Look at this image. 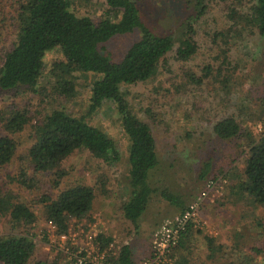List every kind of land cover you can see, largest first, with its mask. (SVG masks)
<instances>
[{
    "label": "rangeland",
    "instance_id": "1",
    "mask_svg": "<svg viewBox=\"0 0 264 264\" xmlns=\"http://www.w3.org/2000/svg\"><path fill=\"white\" fill-rule=\"evenodd\" d=\"M18 1L0 0V44L5 48L10 46L16 34ZM134 1L148 27L157 32L170 30L176 39L181 35V23H184L186 15L193 12L195 3V0ZM247 4L248 0H242L238 7L242 9ZM103 7V0H71L69 6L73 12L87 13L92 19L100 15ZM228 23L222 4L209 1L206 10L192 23V36L196 42L193 54L187 59L176 58L177 41L174 40L149 78L120 85L132 111L148 123L158 158L157 164L148 171V182L154 190L137 218L136 227L123 217L120 209L129 192V142L109 100L90 114H85V120L113 139L119 160L107 164L85 148L78 147L58 163L63 173L58 187L82 182L93 188L88 214L82 218H68L72 243L70 238H59L52 233L41 202L35 201L40 193L53 194L58 188L53 186L56 168L33 174L32 162L26 154L34 139L36 124L53 107H61L72 115L84 114L90 80L100 74L89 70H73L67 74L58 73L59 70L57 74L52 72L53 61L63 58L60 50L53 47L43 54L44 68L33 89L20 86L0 91V112L3 116H7L10 109L23 106L31 114L30 122L15 132L3 129L0 124V132L10 136L15 143L10 160L0 165V188L14 193L17 200L27 205L33 214L32 220L26 223L11 221L7 213L0 214V235L31 237L33 250L27 264H33L38 259L71 264L69 251H75L84 244L86 234L92 230L112 239L105 257L115 254L121 244L127 243L132 264H139L149 255L151 230L165 217L179 212L177 202L163 198L159 190L165 188L187 205L205 181L215 177L224 181L220 180V187L216 184L217 188L201 202L196 213L204 225L192 226L200 232L194 233L188 246L181 251L176 250L175 254L186 255L194 264H217L216 260L206 257L204 234L224 243L227 249L233 241L246 251L251 246H263L264 209L253 202L242 187V172L247 149L244 133L249 131L256 138L264 128V39L249 30L243 31L239 37H231L228 43L220 42L218 37L213 38V32ZM139 35L137 27L129 32L114 34L99 44V50L110 59H119ZM220 48L227 51L228 67L215 77L222 58ZM204 65L211 67L206 76L201 68ZM193 77L200 78V81L196 82ZM222 77L227 81L223 82ZM62 79L72 81V91L60 92ZM228 115L239 123L242 134L220 138L211 126L217 119ZM21 169L27 176L32 174L36 182L27 187L26 184L20 185L15 178ZM255 263L264 264V260L257 255Z\"/></svg>",
    "mask_w": 264,
    "mask_h": 264
},
{
    "label": "trees",
    "instance_id": "2",
    "mask_svg": "<svg viewBox=\"0 0 264 264\" xmlns=\"http://www.w3.org/2000/svg\"><path fill=\"white\" fill-rule=\"evenodd\" d=\"M209 1L222 4V10L229 23L213 32V38L228 43L230 38L239 37L245 30L257 32L264 39V0H248L245 8H239L242 0H195L193 12L186 15L181 23L182 31L175 38L170 30L154 31L141 19L138 5L134 0H103L104 7L96 19L87 13L77 14L69 6L71 0H19L17 2V29L14 40L9 47L0 44V91H9L25 86L33 89L43 70V54L56 47L63 58L53 61L52 72L70 73L73 70L93 71L100 74L90 80L89 95L84 114L72 115L61 107H53L47 111L36 124L34 139L27 147L26 154L32 162L33 174L54 171L53 186L58 187L59 177L63 174L58 168L62 158L78 147L85 148L91 155L111 164L119 160V152L113 139L102 129L87 122L85 114H90L101 104L109 100L113 103L118 115L119 124L128 138L127 149V185L128 196L120 204L124 218L130 220L134 227L137 218L144 210L150 193L154 190L148 182V171L157 162L154 136L147 122L140 119L130 108L122 83H135L149 78L160 58L171 48L174 40L175 57L187 59L196 50V42L192 36V23L201 15ZM242 7V6H241ZM137 27L140 35L124 51L119 59H110L99 50V44L117 33L131 31ZM0 33V43H1ZM221 63L216 68V75L228 67L227 51L220 48ZM206 76L211 67H201ZM198 82L200 78L193 77ZM223 82L227 78H221ZM71 80L62 79L60 92L72 91ZM31 120L29 110L23 106L10 109L7 116L0 112V124L9 132L21 130ZM35 124V123H34ZM32 125V128L34 127ZM212 131L220 138H231L241 135L239 123L228 115L213 122ZM249 132V131H248ZM244 133L246 146L244 178L242 187L264 209V128L254 138L249 132ZM13 139L0 132V165L7 163L14 151ZM15 180L26 187L37 179L31 174L27 176L21 169ZM104 183L105 179L102 178ZM104 189H102L103 192ZM160 195L170 202H177L179 212L184 205L172 192L162 188ZM93 198L92 186L76 182L56 191L42 192L36 198L41 202L44 217L53 225L55 233L65 232L69 217H85ZM7 213L11 221L29 222L33 218L27 205L19 202L11 191L0 188V214ZM200 232L188 224L181 232L177 242L169 249V256L182 264H194L186 255L176 250H183L193 234ZM207 248L206 257L216 260L217 264H256L255 256L264 260L263 246H251L249 251L233 243L226 248L222 242L213 237L203 235ZM96 239L105 243L109 237L98 233ZM33 250L31 237L22 234L0 235L1 264H27ZM176 255V256H175ZM33 264H58L56 261L35 260ZM100 264H132L129 245H120L115 254L107 255Z\"/></svg>",
    "mask_w": 264,
    "mask_h": 264
},
{
    "label": "built area",
    "instance_id": "3",
    "mask_svg": "<svg viewBox=\"0 0 264 264\" xmlns=\"http://www.w3.org/2000/svg\"><path fill=\"white\" fill-rule=\"evenodd\" d=\"M258 128H260L259 125ZM220 180L224 181L223 178L218 177L207 179L195 198L183 210L171 217H165L151 230L149 237V255L142 259L139 264H180L169 256V249L176 244L181 232L184 231L188 224L198 227L204 225V221L197 217V209L201 202L217 188L216 184L220 187ZM47 225L52 228V233L59 236V238L68 237L71 239L70 242H73V235H70L68 223L66 231L59 234L55 233L54 225L48 219ZM97 234L98 232L94 230L87 233L85 243L81 244L75 251H69L68 257L70 258L71 264L101 263L105 258L106 249H110L111 247L112 239L109 238L103 243L96 239Z\"/></svg>",
    "mask_w": 264,
    "mask_h": 264
},
{
    "label": "crops",
    "instance_id": "4",
    "mask_svg": "<svg viewBox=\"0 0 264 264\" xmlns=\"http://www.w3.org/2000/svg\"><path fill=\"white\" fill-rule=\"evenodd\" d=\"M149 252V251H148Z\"/></svg>",
    "mask_w": 264,
    "mask_h": 264
}]
</instances>
